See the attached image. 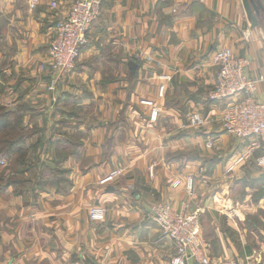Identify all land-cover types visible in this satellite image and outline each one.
<instances>
[{"label": "crops", "instance_id": "0c3cea01", "mask_svg": "<svg viewBox=\"0 0 264 264\" xmlns=\"http://www.w3.org/2000/svg\"><path fill=\"white\" fill-rule=\"evenodd\" d=\"M77 1L39 0L32 9L30 0H0V103L30 106L21 113L38 134L27 144L39 143L24 187L0 191V264H171L175 247L151 209H181L188 198L173 185L190 176L193 209L225 217L215 236L203 237L209 257L264 260V143L225 133L223 105L210 99L226 49L251 61L250 79H264V0L256 21L242 0H105L75 69L49 92L41 66ZM255 97L264 101V80ZM145 100L160 110L156 120ZM194 114L207 124L189 127ZM244 156L233 174L236 203H207L232 191L227 167ZM241 194L258 198L249 204ZM97 205L107 211L99 223L90 218Z\"/></svg>", "mask_w": 264, "mask_h": 264}, {"label": "built area", "instance_id": "2783aa9c", "mask_svg": "<svg viewBox=\"0 0 264 264\" xmlns=\"http://www.w3.org/2000/svg\"><path fill=\"white\" fill-rule=\"evenodd\" d=\"M30 1L32 8L39 4V0ZM104 1L78 0L73 4L66 17L57 25L56 38L50 49L54 69L63 73L74 68L80 57L81 47L87 42V35L100 16ZM52 7L56 8L57 3H52ZM216 61L220 70L216 85L210 93V99L223 105L222 125L225 133L242 141L257 139L264 143V101H259L255 97L258 84L264 79H250L247 69L251 65V61L247 58L234 56L230 49L222 51ZM164 79H169V77H164ZM164 92L165 88L162 87L160 89L161 97ZM144 103L152 108V118L157 119L160 112L157 106L152 101ZM205 123L206 120L199 114L193 115L189 120V124L192 126H201ZM207 146L212 147L213 142H208ZM248 156L241 157L230 165L228 173L233 175L236 167L246 161ZM258 164L264 168V156L258 159ZM118 174L115 172L110 178L118 176ZM179 187L184 188L190 200L197 196L195 177H187L185 181L177 180L174 183V188ZM185 203L181 209L167 204H157L152 209V219L160 227L164 237L169 239L177 249V255L172 264H260L257 260L250 258L245 261L227 259L215 263L206 254V248L202 241L201 217L205 211L198 208L191 212L190 203L187 201ZM105 214L104 209H93L92 219L103 221Z\"/></svg>", "mask_w": 264, "mask_h": 264}, {"label": "rangeland", "instance_id": "374dc122", "mask_svg": "<svg viewBox=\"0 0 264 264\" xmlns=\"http://www.w3.org/2000/svg\"><path fill=\"white\" fill-rule=\"evenodd\" d=\"M30 5V4H29ZM30 7H31V5H30ZM37 7V6H36ZM35 7V8H36ZM32 8V7H31ZM32 9H34V8H32ZM101 14V13H100ZM62 21V20H61ZM61 21H59L57 24H56V26H55V36H54V38H53V40H52V42H51V45H50V48H49V58H48V62H46L45 64H43L42 66H41V69L44 71V70H48L49 72V83H48V88H47V90L49 91V92H56L57 90V88L59 87V85L62 83V81H64L65 79H66V77H68L69 76V74H71L72 73V71L75 69V67H76V64H77V62L79 61V59H80V57H81V55H82V49H83V47L86 45V44H88V42H89V34H90V32H91V29H90V31H89V33H88V35H87V42L81 47V54H80V57L77 59V61H76V63H75V66H74V68L73 69H71V70H68V71H66V72H63V73H61V72H59V71H57L56 69H54L53 68V66H52V61H51V55H50V49H51V47H52V44H53V42H54V40H55V38H56V31H57V25L61 22ZM98 21V19L94 22V24H93V26L95 25V23ZM92 26V27H93ZM1 56H2V54H0ZM0 61H3V57L0 59ZM3 75V72H0V77ZM164 77H169V79H164ZM163 80H165V81H169V80H171L172 79V77L171 76H169V75H165V76H162L161 77ZM2 80H4V81H6L7 80V78H3ZM162 87H164V85H160V88H159V96H160V89L162 88ZM16 88V87H15ZM165 88V87H164ZM1 92H3L2 94H4V92H6V88H3V89H0V93ZM165 93V92H164ZM164 96V95H163ZM162 96V97H163ZM161 97V96H160ZM146 101V100H145ZM145 101H142V104H144V105H146L144 102ZM1 102V101H0ZM4 102V101H3ZM9 102H11L12 104H14V100L13 99H10V100H6V105H8V103ZM154 103V102H153ZM1 104V103H0ZM155 104V103H154ZM2 105H4V104H2ZM93 105V104H92ZM18 106L20 107V108H23V109H25V110H28L29 108H30V106L29 105H26V104H24V103H19L18 104ZM29 106V107H28ZM147 106V105H146ZM4 107H6L7 108V106H4ZM95 107H98V105H95ZM158 108V107H157ZM25 115V114H24ZM90 115H93V114H90ZM195 115V114H194ZM200 115V114H199ZM193 115H190V116H188V126L189 127H192V128H198V127H201V126H204L205 124H207V122L204 124V125H201V126H192V125H190L189 124V120H190V118L192 117ZM202 116V115H201ZM203 117V116H202ZM92 117H90L89 119H91ZM151 118H152V114H151ZM204 118V117H203ZM26 119H27V115H25V123H24V125L25 124H28L27 122H26ZM153 119V118H152ZM205 119V118H204ZM154 120H156V119H154ZM223 126V125H222ZM28 127V126H27ZM29 128V127H28ZM223 128V127H222ZM230 135V134H229ZM234 137V136H233ZM236 138V137H235ZM212 141V140H211ZM213 142V141H212ZM213 145H214V143H213ZM206 146H207V144H206ZM208 147V146H207ZM208 148H213V146L212 147H208ZM0 161H1V164H0V177H4V180L5 181H7L8 179H10V178H12V177H19V178H21V179H24V175H16L17 174V172H16V170L15 171H13L10 167H11V164H12V158H9L8 156H6V155H2V156H0ZM19 170L21 171V169L19 168ZM46 172V174L47 173H50V170H48V169H46L45 170ZM116 172H118L119 174H118V176L121 174V171L119 170V171H116ZM11 173V174H10ZM12 173H14L15 175H12ZM153 173H154V170L151 168L150 169V176H153ZM226 175H227V179L229 180V183H230V185H232V191H230L229 192V190L226 192V194H224V193H222L223 195H225V196H223V195H215L214 197H207V203H209V204H216V203H224V202H227V203H229V204H235L236 203V189H234L233 188V186H235L236 187V178L235 179H233V175L231 174V173H228V167H227V170H226ZM40 177V175L38 176V178ZM117 177V176H116ZM232 178V179H231ZM105 181H103V183H104ZM4 186H6V185H4L3 184V186H1L0 185V188H2V187H4ZM21 186L22 187H24V181H21ZM174 186V185H173ZM3 190V189H2ZM1 191V190H0ZM262 193H264L263 191H262ZM258 194V196H259V194H260V192H258L257 193ZM186 195V194H185ZM2 197H3V195H1ZM187 196V195H186ZM240 197V200L242 201V202H247V203H249V204H252L253 202H254V200H257V198L258 197H252L251 198V200H247L246 199V197H244L242 194L241 195H239ZM238 197V196H237ZM188 198V197H187ZM224 198H226V199H224ZM238 198V199H239ZM192 200H190L189 198H188V200H187V202H189L190 203V206H191V212H193V211H195L194 209H193V204H192V201H194L195 199H196V197L195 198H191ZM5 201V200H4ZM7 201V200H6ZM238 201V200H237ZM186 202V200L185 201H183L182 203H181V206L184 204ZM157 204H166V203H156L155 205H157ZM186 204V203H185ZM155 205H153L152 206V209H153V207H155ZM167 205H171V204H167ZM171 206H173V205H171ZM174 207V206H173ZM93 209H104L105 211H106V208L104 207V206H102V205H97V206H95L94 208H91V210H90V218H91V220L93 221V222H102V221H94L93 219H92V210ZM152 209H151V220L154 222V223H156L153 219H152ZM200 209H202V210H204L205 211V209L204 208H200ZM107 212V211H106ZM230 213V212H229ZM234 215V217L236 216V214L234 213L233 214ZM105 218H106V214H105ZM224 216H222L221 215V213L220 212H218V211H215V212H213V214H211V216H208L207 215V213L206 214H203L202 215V217H201V226H202V241H203V243H204V247L206 248V250H205V252H206V254H207V251H208V253L210 254L211 253V249H210V246L213 248V246H212V244H211V242H208L209 243V245L205 242V240L203 239V237L206 239V240H208V239H211L212 237H213V235L215 236L216 235V233H217V230L219 229L220 230V227H219V224H221L223 221H224ZM105 220V219H104ZM103 220V221H104ZM156 225H157V223H156ZM158 226V225H157ZM159 227V226H158ZM159 229H160V227H159ZM160 231H161V233H162V235H163V237H164V234H163V232H162V230L160 229ZM174 245V244H173ZM174 247H175V245H174ZM175 251H176V254H175V256L172 258V260H171V264H172V261H173V259L176 257V255H177V249H176V247H175ZM208 255V254H207ZM209 256V255H208ZM212 259V258H211ZM235 260H238V261H245L246 259H235ZM214 261V260H213ZM258 263H260V264H264V260H259L258 261ZM192 264H196V263H192Z\"/></svg>", "mask_w": 264, "mask_h": 264}, {"label": "trees", "instance_id": "16d2710c", "mask_svg": "<svg viewBox=\"0 0 264 264\" xmlns=\"http://www.w3.org/2000/svg\"><path fill=\"white\" fill-rule=\"evenodd\" d=\"M21 109L23 108L18 107L16 110H12L0 104V156L6 155L12 158L10 168L13 171L16 170V175H23V173L35 169L37 162H31V155L39 145V143L36 145L27 144L28 140L38 132L37 129H30L28 125H24L25 115L21 113ZM21 181H24V184L27 182L25 178L19 177H12L5 181L2 176L0 185L6 186L0 190L9 186H19Z\"/></svg>", "mask_w": 264, "mask_h": 264}, {"label": "water", "instance_id": "95a60500", "mask_svg": "<svg viewBox=\"0 0 264 264\" xmlns=\"http://www.w3.org/2000/svg\"><path fill=\"white\" fill-rule=\"evenodd\" d=\"M242 1H243L248 17H250L253 21H256L253 15V10H255L256 13H259L258 5L262 6L260 0H257L258 4L255 0H242Z\"/></svg>", "mask_w": 264, "mask_h": 264}]
</instances>
